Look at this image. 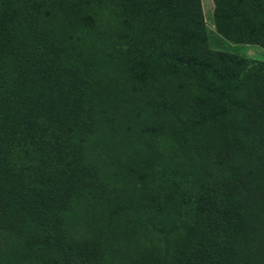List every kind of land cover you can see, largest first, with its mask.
<instances>
[{"label":"trees","instance_id":"16d2710c","mask_svg":"<svg viewBox=\"0 0 264 264\" xmlns=\"http://www.w3.org/2000/svg\"><path fill=\"white\" fill-rule=\"evenodd\" d=\"M0 0V264H264V0Z\"/></svg>","mask_w":264,"mask_h":264},{"label":"rangeland","instance_id":"374dc122","mask_svg":"<svg viewBox=\"0 0 264 264\" xmlns=\"http://www.w3.org/2000/svg\"><path fill=\"white\" fill-rule=\"evenodd\" d=\"M202 14L203 29L206 35H211L214 32L213 27L210 25L212 16V3L211 0H199ZM209 47L214 50H223L225 52L235 54L239 57L254 61L264 62V46L256 44H216L212 45L209 42Z\"/></svg>","mask_w":264,"mask_h":264}]
</instances>
